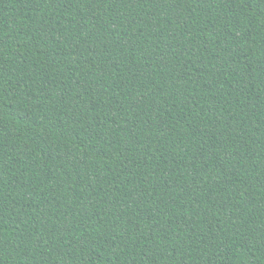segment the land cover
<instances>
[{"label":"trees","instance_id":"1","mask_svg":"<svg viewBox=\"0 0 264 264\" xmlns=\"http://www.w3.org/2000/svg\"><path fill=\"white\" fill-rule=\"evenodd\" d=\"M0 264H264V0H0Z\"/></svg>","mask_w":264,"mask_h":264}]
</instances>
